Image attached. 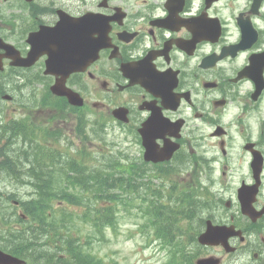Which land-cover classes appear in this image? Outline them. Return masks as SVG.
Here are the masks:
<instances>
[{
    "label": "flooded vegetation",
    "instance_id": "af4514ba",
    "mask_svg": "<svg viewBox=\"0 0 264 264\" xmlns=\"http://www.w3.org/2000/svg\"><path fill=\"white\" fill-rule=\"evenodd\" d=\"M116 3L117 0H0V29L8 26L9 44L22 57L30 47L26 40L29 35L37 43L51 41L48 51L57 57L60 48L55 46L65 33L63 28L58 29L65 24L70 27V35L77 30L92 43L102 38L108 27L106 43L110 45L101 48L98 60L65 79V84L84 100L79 109L68 112L63 104L51 101L50 86L62 69L56 64L52 73L44 74L45 53L31 66L20 68L9 64L0 47V91L9 81L4 80V66L14 68L10 71L18 77L26 74L30 84L47 91L40 97L39 109L53 127L67 120L80 123L82 113L85 126H96L112 117V110L122 107L125 139L132 140L134 134L141 138L140 129L156 150L167 141L178 145L168 160L157 165L166 171L174 169L176 163L182 173L193 174L197 168L206 173L204 151L195 158V134L198 138H216L223 155L235 149L240 155L238 163L249 161L250 151L258 152L264 171V59L251 65L253 79L248 72L246 77L230 79L242 67V57L264 50V0H156L153 8L157 7L158 13H143ZM89 12L102 13L105 19L92 14L76 26L70 18ZM193 17L191 26L187 20ZM41 27L43 33H36ZM20 35L22 40L17 39ZM211 36H215L213 41ZM240 36L251 45L244 51H235L232 45ZM3 42L9 41L0 36ZM216 47L222 56L210 65L207 59ZM78 54L75 51L69 55ZM95 102L98 105L93 106ZM99 111H106L109 117L102 120ZM224 137L228 138L226 142ZM230 140L239 144L231 148L227 145ZM140 149L143 152L144 147ZM246 173L247 170L245 176L239 175L241 183L248 182Z\"/></svg>",
    "mask_w": 264,
    "mask_h": 264
},
{
    "label": "rangeland",
    "instance_id": "374dc122",
    "mask_svg": "<svg viewBox=\"0 0 264 264\" xmlns=\"http://www.w3.org/2000/svg\"><path fill=\"white\" fill-rule=\"evenodd\" d=\"M7 28L8 26L5 25L0 29V36L11 43ZM17 39L22 40L23 37L20 35ZM206 49L207 47L204 48L205 51ZM13 69L4 66L3 73L4 76L7 75L9 81L8 83L4 82L5 89L3 92L0 91V126L4 124L5 129L8 127L16 128L20 131L19 137L26 140L17 153L23 154L25 150V154L27 150L41 151L47 163L57 153L66 154V149L69 154H72L75 145L80 142L72 138V149L66 148L65 141L58 140V137L53 135L54 130L55 133L64 137L68 134V126L59 125L54 129L53 126L49 125L46 134L40 132L39 127L46 124L43 110L39 109L41 106L40 97L46 94L45 90L37 85L34 86V90L26 87L22 89L21 95L20 93L16 94L12 89L15 83L20 87L21 84H26H23L24 79L19 80L13 77L14 72L10 71ZM224 84L226 85L227 82ZM8 95L12 97V100L2 98V96ZM21 118L25 121L27 118V124L22 123L19 120ZM121 122L122 119L120 118L110 117L108 120L101 121L98 126H94V133L97 134L98 128L106 125V134L103 136V142L98 140L88 151L91 152L92 150L94 155L101 154L105 157L113 153L110 161L115 158V151L123 154L130 151L131 154H135L132 145L133 143L138 144L139 139L136 135L133 143L130 140H125L126 129L123 128ZM66 124L70 125V122ZM135 128V125L132 126V132L135 131ZM1 137L2 131L0 129ZM89 137L93 140L95 138L93 134H90ZM194 138L197 152L195 158L197 160L200 151H204L206 173L201 175L199 173L200 168H197L200 175L195 179L190 177L192 174L187 175V178L181 179L183 176L179 178L181 194L184 196L180 201L176 197L179 195L177 189L170 186L171 178L168 176L162 177L161 174L162 178L151 181L149 184L144 183L141 186L131 183L124 193V204L117 205L118 225L115 231L107 227L103 229L102 232L106 238L103 241L92 227L82 223L81 217H98L99 212L93 215L91 209L86 206H91L96 202L93 200L94 194L74 185L78 182L79 176L73 172V169L71 172H67L70 168L59 167L56 172H52L53 175L44 171L43 176L42 172L35 176H23L22 179L25 182L22 184L12 183L14 181L0 171V191L14 194L9 195V198L0 195V249L9 251L13 247H17L23 251L26 250L30 255V260L26 264H65L66 259L70 257L61 245L65 241V236L68 235L75 239L76 243H82L81 250L90 251L100 257L104 264H164L167 253L159 247V241H165L168 245L174 246L183 254L187 253L191 257L214 253L225 260L223 264H264V216L254 223H250L246 217L239 213L237 184L239 175L245 176V168L236 162V150H228L223 155L218 149L216 138L209 136L203 138L199 136L198 138L196 134ZM224 139L225 142L228 140L227 137ZM19 143L20 141L17 140L14 145H19ZM237 144H239L237 140L227 141V145L231 148ZM225 160L229 161L230 167L227 172L223 171L220 179L214 166L219 169V162ZM16 161L20 166L24 165L21 159H16ZM82 161L83 164L88 163L95 167L99 165L98 161H91L89 157L83 158ZM26 168L33 172L28 165ZM221 169L223 170L224 167L222 166ZM141 171L139 169V172ZM150 174L155 175L156 173L151 172ZM133 176L136 175L133 174ZM39 177L42 179L51 177L53 179L52 184L56 189L54 192L61 194L64 199L60 201L54 198L47 204V207L44 205V213L38 217H20L17 210L22 209L21 203L24 205L31 199H38L36 187L40 188V185L43 184L41 181H36ZM131 177L128 176L127 178ZM164 178L165 181L162 182ZM261 179L263 185L264 171ZM262 192L261 202L263 203L264 186ZM187 195H189L188 199L185 197ZM12 199L20 201L18 208L11 204ZM228 200L230 204L229 207H226L225 203ZM151 208L154 213L157 211L160 217H172L173 222L167 231L158 232V239L148 242L151 235L153 237L156 235L154 227H150L149 218L146 215V212ZM40 217H46L42 224L50 232L42 234L43 230L41 229L44 226L37 220ZM60 217H71L70 220H72L73 225L70 223L68 226L72 230L64 229L63 219ZM206 219H211L216 224H233L235 228L243 231L244 242H241L238 237H233L231 240L233 244H241L239 251L225 252L217 246L206 248L198 245L194 241V237L204 228V220ZM154 225L157 226L156 221ZM165 234L169 236L168 241H166L167 237L164 238ZM63 254L65 255L62 256ZM254 254H257L255 259L253 258Z\"/></svg>",
    "mask_w": 264,
    "mask_h": 264
},
{
    "label": "trees",
    "instance_id": "16d2710c",
    "mask_svg": "<svg viewBox=\"0 0 264 264\" xmlns=\"http://www.w3.org/2000/svg\"><path fill=\"white\" fill-rule=\"evenodd\" d=\"M106 172L108 173H97V174L92 173L91 174L93 180L97 182L96 191H99V193H97V197L98 198L104 197V200L106 202L105 205L101 206V208L94 210V211L99 210V212H101L103 215V217H94L93 219V225L97 227L96 229L98 230L99 234H101L103 225H106V224L113 225L114 223H116V217H113L114 212L112 211V206H111V202L109 198L111 184L108 183L107 180H115V183L116 182L119 183L120 181H123L122 175H119L116 172L114 173L113 171H106ZM92 178H91V181H92ZM117 198H119V196L117 194H114V199L117 200ZM100 202H103V201H100ZM88 218L90 219V217ZM66 230L69 231V230H72V228L67 227ZM72 240L74 241L75 239H72L70 236L66 235L65 236L66 244L63 245L62 249L74 255L77 259L75 261L77 264H93V262L91 261L92 258L89 255V253L83 252L81 249H79V245L81 244H78L76 246L71 244ZM16 253L26 257L25 251L23 252L17 251ZM70 259L71 258L66 259V264H73ZM97 264L99 263L97 262Z\"/></svg>",
    "mask_w": 264,
    "mask_h": 264
},
{
    "label": "water",
    "instance_id": "95a60500",
    "mask_svg": "<svg viewBox=\"0 0 264 264\" xmlns=\"http://www.w3.org/2000/svg\"><path fill=\"white\" fill-rule=\"evenodd\" d=\"M36 52V51H35ZM34 51L31 50V53H35ZM72 102H75L76 100L75 99H71Z\"/></svg>",
    "mask_w": 264,
    "mask_h": 264
}]
</instances>
